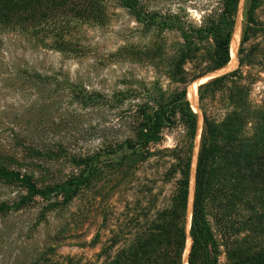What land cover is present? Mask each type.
I'll list each match as a JSON object with an SVG mask.
<instances>
[{
  "label": "trees",
  "instance_id": "obj_1",
  "mask_svg": "<svg viewBox=\"0 0 264 264\" xmlns=\"http://www.w3.org/2000/svg\"><path fill=\"white\" fill-rule=\"evenodd\" d=\"M115 1L133 13L147 32L178 38L166 65L176 89L166 90L160 78L124 80L121 88L105 94L58 74L24 72L34 80L35 89L41 95L48 93L57 105L113 109L122 133L85 152L71 148L63 137L52 142L34 137L21 140L18 151L2 157L6 163L0 165V180L21 187L26 194L10 204L2 203L0 218L29 208L37 198L49 202V213L67 211L80 196L103 183L110 188L105 195L109 202L110 192L122 197L129 187H136L138 173L145 166L163 163L160 180L151 179L149 187L141 186L140 193H147L143 196L146 205L137 200L134 209L126 207L120 228H110L112 204L103 209L101 229L89 241L86 236L84 242L88 247H100L98 261L70 259L68 264H184L189 237V264H264V252L253 251L249 243L262 229L264 100L252 99L254 83L248 81L250 72L245 67L249 68L254 58H243L245 45L264 36V23L257 15L263 0H247L244 8L239 68L198 87L203 115L199 140L200 116L192 107L188 89L231 62L241 0H211L215 5L204 11L199 22L186 13L147 10L140 0ZM106 16L105 0H0V34H25L41 40L45 48L81 56L86 48L76 41L74 27L103 24ZM205 61L208 64L198 73L186 68L187 63ZM153 66L164 71L162 62ZM64 97L66 101H60ZM71 112V121L63 114L54 120L55 133L68 128L73 134H89L93 128L82 130L78 111ZM174 130L175 146L165 147L166 132ZM102 229L107 232L105 239ZM63 231L50 236L45 253L30 264L51 262L48 255L65 240Z\"/></svg>",
  "mask_w": 264,
  "mask_h": 264
},
{
  "label": "rangeland",
  "instance_id": "obj_2",
  "mask_svg": "<svg viewBox=\"0 0 264 264\" xmlns=\"http://www.w3.org/2000/svg\"><path fill=\"white\" fill-rule=\"evenodd\" d=\"M140 1L147 10L162 14L168 10L186 13L196 22L201 20L205 10L215 5V1L211 0ZM105 3L107 16L103 24H78L73 29L76 41L86 48V53L81 56L63 54L45 48L41 40L25 34L17 35L8 32L0 34V165L6 163L2 157L4 159L7 154L18 151L20 148L16 146L19 142L26 141L25 139L28 138L34 137L37 140L52 142L63 137L64 142L72 145L71 148L85 152L96 150L106 141L112 142L122 133L113 109L99 106L81 110L75 107L67 109L66 106L57 105L53 99L49 98L48 93L41 95L35 89L34 80H29L24 74L27 70H36L49 76L58 74L62 79L85 84L89 90L105 94H111L114 90L121 88V82L124 80L151 81L154 78H160L166 90L176 89L177 86L170 83L166 65L175 52L178 38L169 33L147 32L136 16L118 5L115 0H105ZM246 3L247 0H241L240 17L231 44V61L234 59L236 62L232 66L201 78H207L206 82L239 68V50ZM257 15L258 19L264 23V0ZM148 51H150L148 54L145 53ZM243 58L247 61L254 58V63L249 68L245 67V70L250 72L248 81L254 83L252 99L255 102H261L264 100V36L252 38L245 45ZM158 62L164 63V71L154 68V63ZM207 64L206 61L199 65L187 63L186 68L193 73H198ZM201 79L194 82L195 85L197 84V90ZM41 97L44 99H40ZM60 101L65 102L66 98H60ZM191 103L200 116L201 132L203 119L198 109L199 99ZM60 107L61 114L65 115L67 121L72 120L71 111L77 110L81 118L79 127L83 128L82 130L91 127L93 130L89 134L82 132L78 135L67 128L62 129L57 135L53 129V123L55 119L61 117L58 113ZM42 126L46 128L41 132ZM176 135L175 130L166 132L165 147L175 146ZM196 157L197 155L195 160ZM163 172V163L145 166L138 173L137 186L129 187L122 197L115 192H110L109 202L105 195L109 193L110 188L103 183L80 196L67 211L57 214L49 213L50 207H47L49 202L37 198L29 208L13 213L9 217L0 218V264H30L36 256L45 253L43 252L45 245L51 243L48 238L58 230H64L62 238L65 240L60 242V245H53L55 253L48 255L52 264H68L70 259L78 263L97 262L100 247H88L84 245V242L86 236L89 241L101 229L103 209L108 208V203L112 204L109 210L110 228H120L124 219L123 215L127 211L126 207L134 209L137 200H142L143 205H146L147 200H144L143 196L147 193H140L141 186L149 187L148 180H160ZM160 184L159 182L158 186ZM193 186L192 181L191 194ZM25 194L21 187L6 184L0 180V205L10 204ZM192 205L190 196V218ZM261 210L263 212V219L260 222L262 229L258 236L254 234L249 239L252 250L255 252H264V204ZM77 234H82V237L77 238ZM106 236L107 232L102 229V239Z\"/></svg>",
  "mask_w": 264,
  "mask_h": 264
},
{
  "label": "bare ground",
  "instance_id": "obj_3",
  "mask_svg": "<svg viewBox=\"0 0 264 264\" xmlns=\"http://www.w3.org/2000/svg\"><path fill=\"white\" fill-rule=\"evenodd\" d=\"M238 36V35H236ZM236 61L233 59L229 64L228 66H232ZM207 80V78L205 79H201L200 82L201 84L202 83H205ZM197 85V84H196ZM195 84L194 85H190L189 89H188V98L190 99V101H193V102H197L198 100V90H197V86ZM198 109H199V106H198ZM200 110V109H199ZM198 113V112H197ZM193 206V205H192ZM192 216V214H191ZM191 219V218H190ZM191 245H192V239L189 237L188 238V246H187V250H186V253H185V258H184V264H188V258H189V253H190V249H191Z\"/></svg>",
  "mask_w": 264,
  "mask_h": 264
},
{
  "label": "water",
  "instance_id": "obj_4",
  "mask_svg": "<svg viewBox=\"0 0 264 264\" xmlns=\"http://www.w3.org/2000/svg\"><path fill=\"white\" fill-rule=\"evenodd\" d=\"M217 77H219V76H217ZM216 78V77H215ZM214 79V78H213ZM200 85H202V84H200ZM200 109V108H199ZM201 111V110H200ZM202 119H203V115H202ZM200 135H201V132H200ZM200 139V138H199ZM197 152H198V149H197ZM196 161H197V159H196ZM195 167H196V165H195ZM192 217V216H191ZM191 223V222H190ZM191 225V224H190ZM189 230H190V226H189ZM188 230V231H189ZM190 251H191V249H190ZM190 254V253H189ZM188 264H189V258H188Z\"/></svg>",
  "mask_w": 264,
  "mask_h": 264
}]
</instances>
